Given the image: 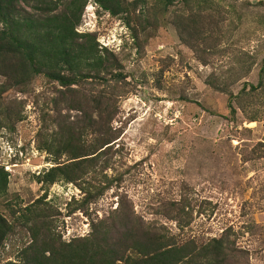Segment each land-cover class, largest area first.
<instances>
[{"label":"rangeland","instance_id":"374dc122","mask_svg":"<svg viewBox=\"0 0 264 264\" xmlns=\"http://www.w3.org/2000/svg\"><path fill=\"white\" fill-rule=\"evenodd\" d=\"M77 32L112 54L110 75L70 90L41 75L0 99V213L13 226L0 264L31 243L27 207L69 242L122 201L179 243L228 237L229 264H264V88L230 99L260 82L264 0H147L119 17L90 2ZM74 154L96 159L81 162V182H37ZM104 175L112 188L86 200L80 185L95 196Z\"/></svg>","mask_w":264,"mask_h":264},{"label":"trees","instance_id":"16d2710c","mask_svg":"<svg viewBox=\"0 0 264 264\" xmlns=\"http://www.w3.org/2000/svg\"><path fill=\"white\" fill-rule=\"evenodd\" d=\"M162 1L166 7L173 4V0ZM90 2L119 17L136 12L139 6L145 7L147 0H0V78H4L0 83V99L13 88L28 89L41 75L70 90L84 81L111 74L110 68L115 66L112 54L101 48L95 36L77 32ZM262 87L264 66L258 86L251 85L249 91L244 88L238 96L230 93V99L244 98ZM71 103L72 108L81 109L75 107V100ZM230 109L236 114L233 105ZM249 120L256 122V115L251 113ZM51 146L53 151L46 148L50 154L66 153L61 144ZM67 147L71 150V145ZM87 156L74 154L72 160ZM86 160L96 159L64 166L56 163L59 166L52 167L36 180L44 186L59 181L81 182L86 173L81 162ZM0 171V194H4L9 185V173ZM101 183L105 185L97 189L95 196L94 185L88 189L80 185L86 200L98 199L113 186V180L108 181L105 175ZM26 210L30 214L24 215L23 220L30 230L31 243L23 249L20 261L6 264H229L231 259L237 258L228 237L204 244L194 240L179 243L165 228L146 224L127 201H122L107 219L93 222L87 236L69 242L53 232V221L38 213L35 205ZM12 230V224L0 213V254Z\"/></svg>","mask_w":264,"mask_h":264}]
</instances>
